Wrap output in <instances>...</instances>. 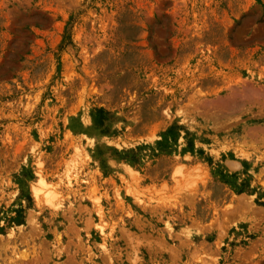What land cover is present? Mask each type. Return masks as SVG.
I'll return each instance as SVG.
<instances>
[{
  "label": "rangeland",
  "instance_id": "obj_1",
  "mask_svg": "<svg viewBox=\"0 0 264 264\" xmlns=\"http://www.w3.org/2000/svg\"><path fill=\"white\" fill-rule=\"evenodd\" d=\"M0 264H264V0H0Z\"/></svg>",
  "mask_w": 264,
  "mask_h": 264
}]
</instances>
